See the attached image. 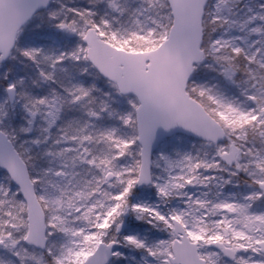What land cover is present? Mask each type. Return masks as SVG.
Segmentation results:
<instances>
[{
  "label": "snow or ice",
  "instance_id": "6c2138e0",
  "mask_svg": "<svg viewBox=\"0 0 264 264\" xmlns=\"http://www.w3.org/2000/svg\"><path fill=\"white\" fill-rule=\"evenodd\" d=\"M0 264H264V0H0Z\"/></svg>",
  "mask_w": 264,
  "mask_h": 264
}]
</instances>
